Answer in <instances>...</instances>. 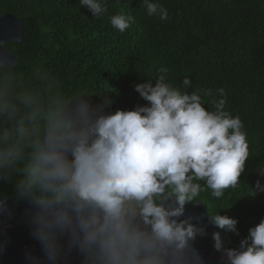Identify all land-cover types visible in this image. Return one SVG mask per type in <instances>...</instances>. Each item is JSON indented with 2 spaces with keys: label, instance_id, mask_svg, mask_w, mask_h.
Instances as JSON below:
<instances>
[{
  "label": "clouds",
  "instance_id": "clouds-1",
  "mask_svg": "<svg viewBox=\"0 0 264 264\" xmlns=\"http://www.w3.org/2000/svg\"><path fill=\"white\" fill-rule=\"evenodd\" d=\"M94 17L107 12L104 0H80ZM149 16L168 18L167 9L143 0ZM134 18L117 14L110 23L123 33ZM162 73L166 69L160 70ZM159 75L136 84L147 101L131 110H106L105 96L93 104L81 93L44 117L43 132L21 129L0 145V180L13 199L26 200L30 234L39 244L26 264H206L195 246L206 226L186 215V205L208 189L221 198L235 188L249 158L247 134L239 116L214 99V111L201 96L164 82ZM211 95V93H208ZM220 96L224 90H219ZM264 177V169H258ZM203 181V185L199 183ZM264 191L256 181L255 197ZM207 213L210 223L237 233L238 221ZM12 215L0 193V215ZM213 248L223 264H264V218L249 228L239 248L225 247L220 231Z\"/></svg>",
  "mask_w": 264,
  "mask_h": 264
},
{
  "label": "trees",
  "instance_id": "trees-1",
  "mask_svg": "<svg viewBox=\"0 0 264 264\" xmlns=\"http://www.w3.org/2000/svg\"><path fill=\"white\" fill-rule=\"evenodd\" d=\"M168 12L166 20L149 16L143 0H104L107 12L94 17L80 0H0V15L12 12L25 23L23 40L7 42L19 62L0 67V145L21 129L43 132L44 117L60 104L74 107L81 93L93 104L105 96L109 112L146 105L134 86L159 75L184 90L188 77L209 111L224 98L225 111L239 116L247 134L249 158L240 182L221 198L208 189L209 214L238 221L240 245L249 228L264 218V0H153ZM117 14L134 18L121 33L110 23ZM166 72H161V69ZM224 90L220 96L219 90ZM208 93H211L209 95ZM203 185V181H200ZM0 193L13 198L0 180Z\"/></svg>",
  "mask_w": 264,
  "mask_h": 264
},
{
  "label": "water",
  "instance_id": "water-1",
  "mask_svg": "<svg viewBox=\"0 0 264 264\" xmlns=\"http://www.w3.org/2000/svg\"><path fill=\"white\" fill-rule=\"evenodd\" d=\"M25 30L24 21L12 12L0 15V67L11 68L19 62L18 57L7 46V42L20 43ZM7 196L12 215H0V264H26L25 254L35 250L39 252V244L30 234V225L25 210L28 207L26 200L16 201ZM186 205V215L195 218L194 222L206 226L207 234L198 237L195 246L204 256L206 264H223L220 254L213 248L212 233L220 231L225 247L239 248L228 232H225L210 223L208 210L203 201ZM72 264H79L74 260Z\"/></svg>",
  "mask_w": 264,
  "mask_h": 264
}]
</instances>
